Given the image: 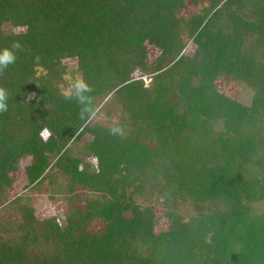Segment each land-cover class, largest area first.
<instances>
[{"label":"trees","instance_id":"obj_1","mask_svg":"<svg viewBox=\"0 0 264 264\" xmlns=\"http://www.w3.org/2000/svg\"><path fill=\"white\" fill-rule=\"evenodd\" d=\"M14 40L0 264H264V0H0ZM68 60L90 120L64 99ZM41 184L64 216L37 215Z\"/></svg>","mask_w":264,"mask_h":264},{"label":"clouds","instance_id":"obj_2","mask_svg":"<svg viewBox=\"0 0 264 264\" xmlns=\"http://www.w3.org/2000/svg\"><path fill=\"white\" fill-rule=\"evenodd\" d=\"M22 51V44L18 40L11 42L9 46L0 48V75L10 66L16 63L17 53ZM38 59V58H37ZM93 87L82 77L74 79L69 89L63 93L65 100H75L80 106V118L90 120L96 116L98 108L95 105L94 97L91 95ZM9 91L0 86V113L8 111ZM108 134L113 137L124 138L125 129L118 123L108 129Z\"/></svg>","mask_w":264,"mask_h":264},{"label":"rangeland","instance_id":"obj_3","mask_svg":"<svg viewBox=\"0 0 264 264\" xmlns=\"http://www.w3.org/2000/svg\"><path fill=\"white\" fill-rule=\"evenodd\" d=\"M67 63L69 66V69L67 71L68 74L64 76L61 83V88L64 91L69 89V86L74 79L80 77L79 73L76 72V69L74 67L75 63L71 60H68ZM143 81L145 85H147L149 83V78L143 77ZM231 84L232 83L228 81L222 80L220 82L219 87L222 91H225L226 93H230L231 95L240 94L241 91L238 88V86ZM29 161H31V158L29 157L21 160L19 163V169L17 170V172H14L12 174L13 177L16 179V184L11 190L12 191L10 194L11 197H13L22 190L25 181V175L22 170L24 165H26ZM49 187L50 186H48L47 184L34 185L30 187L27 191H25L24 194H26L27 198L31 200L34 208H36V213L39 217H44V216L46 217L48 215H57L58 217L64 216L66 210V204L65 201L63 200V197L60 195V196H56L53 199H49L50 196ZM160 211L161 210H159V212Z\"/></svg>","mask_w":264,"mask_h":264}]
</instances>
